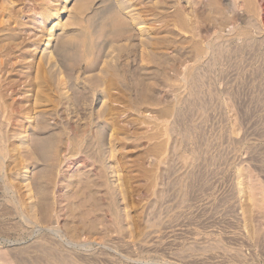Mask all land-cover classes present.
Returning <instances> with one entry per match:
<instances>
[{
    "label": "rangeland",
    "instance_id": "374dc122",
    "mask_svg": "<svg viewBox=\"0 0 264 264\" xmlns=\"http://www.w3.org/2000/svg\"><path fill=\"white\" fill-rule=\"evenodd\" d=\"M103 1L95 0L86 8L87 21L105 11L109 2ZM22 3L19 8L30 1ZM49 3L60 7L63 0ZM65 3L71 11L76 0ZM182 3L191 26L169 33L166 46L156 50L152 63L147 64L141 56L119 60L128 76H136L138 89L146 75L151 77L144 84H150V93L139 98L134 110L113 104L123 108L118 116L121 129L116 131L99 121L103 103L98 92L94 97L88 94L94 99L92 106L75 108L66 99L70 91L58 107V115L53 112L48 116L49 129L40 132L19 117L18 123L26 124V128L8 130L7 145L16 156L8 160L4 179L9 185L7 195L21 214L0 210V264H18L12 249L31 248L40 239L83 264H264L262 227L249 201L254 188L264 186V137L254 132L255 126L264 130V107L254 113L261 92L253 68L261 56L250 53L244 41V25L220 26L221 30L214 31L211 23L215 14L209 6L193 1L192 11L190 2ZM61 11L64 13L57 22L68 26L67 30L49 36L54 30L37 16H33L36 23L30 30H23L22 36L29 42L45 40L46 35L53 38L48 47L44 43L39 48L30 47L35 59L54 52L59 36L64 42L71 41L73 48L76 45L71 35L79 33L74 29L77 26L67 11ZM136 37L134 42L140 45V36ZM212 41L219 45L207 47ZM130 42L122 39L112 45L129 46ZM71 44L69 59L75 52ZM104 54L95 73L75 74L82 79L99 74L111 61L110 46ZM34 58L28 60L31 68L36 66ZM60 66L55 59L48 64L57 78ZM194 72L200 82L191 79ZM74 87L82 90L83 82H76ZM29 95H17L11 102L32 107L33 94ZM249 114L258 120L253 126ZM79 124L87 133L84 142L75 147L71 140L77 136ZM67 127L71 130L68 128L60 142L61 149H55V158L52 153L32 154L38 141L45 145ZM77 172L100 183L94 196L100 205L96 213L90 212V205L82 206L72 198L73 189L66 187L70 175ZM74 228L78 230L76 236L71 233Z\"/></svg>",
    "mask_w": 264,
    "mask_h": 264
},
{
    "label": "bare ground",
    "instance_id": "6f19581e",
    "mask_svg": "<svg viewBox=\"0 0 264 264\" xmlns=\"http://www.w3.org/2000/svg\"><path fill=\"white\" fill-rule=\"evenodd\" d=\"M24 1L26 0H0V210H7L9 212L8 214L15 216H20L21 214L18 205H16L7 195L9 193V185L7 186V182L4 179V175H6V168H8V160L11 159L12 156H16L14 154L15 151L7 145L8 137L6 134L8 130L13 128V131H16L15 128L17 126H20L22 129H24L26 128V124L29 123H32L34 125L33 128L40 132L49 129L52 127V125L48 122V116H53V112L58 115V107L60 104H62V101L70 91L72 93L66 99L68 104H70V106H75V108H81L82 106L88 105L92 106L94 99L92 100L88 94L92 93L94 97L98 92L102 96L103 103V109L100 113H98L99 121L104 123L108 128H117L116 131L121 129L119 126L118 116L123 108L121 107L122 109L120 110L118 106H114L113 104L116 103L124 105L123 107L129 109V111L134 110L139 98L145 97L150 93V84L149 87L147 85L145 86L144 84H147L146 82H148L151 77L150 74L146 75L147 78L144 77L141 80V86L140 89H138L136 86V76H128L126 69H124L123 66L119 64V60L123 56H128L132 60H137V57L141 56L142 60L146 61L147 64H150V62L152 63L156 50L166 46L168 42L167 35L169 33L176 29L185 30L187 29L186 27L191 26V22H189L191 20L188 21L190 18L186 16L184 7L185 5L182 3L183 1L187 3L190 2L191 6L193 1H195V4H200L202 7L209 6V9L215 14V18L212 20L213 23H211L213 24L212 27L214 29H212L214 31L216 28L218 30L220 26L227 28H235V26L239 25L245 26L244 41L247 44L250 53L261 56V60L256 65L255 70L253 68V71H255L256 75V78H253L257 80V83H259V89L261 92V94H259L260 101H257L255 104L254 113L264 107V0H114L115 3L113 0H104V3L109 2L107 3L105 11L97 13L96 17L89 21H87V19L84 17L86 14V8L91 6L95 0H76V4L71 11H69L67 4L65 3L66 0H63V4H61L60 7H54L49 3L52 1L60 2V0H29V4L19 8L21 4L23 5L22 2ZM173 8L174 11H172ZM61 9H64L68 12L69 17H71L73 20L72 24L77 26L74 27V29L79 32L76 34L74 33L75 35H71V37L75 38L76 40V47L74 46V55L70 59L68 58L69 55H67V50L71 44V41L64 42L61 38H59V36L58 39L56 38L58 40L57 46L54 52L52 51L54 55L51 54L52 52H50L49 55H44L40 59H35L33 52L30 49L31 46H37L39 48L40 44L44 43L45 45L43 46L48 47L50 46V42L53 40L52 37L56 35L57 31L61 32L67 30L68 26H61V23L57 22L64 13V11H61ZM192 11H194V7L192 8ZM125 12L126 14H124ZM33 16H37L40 17L41 20H45L46 27L49 28L51 26V30L54 31L49 36L52 37H47L46 35L45 40L37 39L29 42V39L22 36L23 30L29 31L32 23H36L35 20L33 21ZM23 17L29 18L30 20L24 22L22 20ZM14 25H16L17 28L13 29ZM221 29L222 28H220V30ZM129 34L131 35L128 36ZM136 36H140V45L135 44ZM102 37H105L103 42H99ZM122 39H127L128 41H132V43L130 42L129 46L112 45L114 42L119 43V41ZM107 41H109L108 44ZM107 45L111 48V61L107 60L109 62L104 64L99 74L97 73L95 75L85 77L84 79H82L81 76H77L75 74L78 71L95 73L98 64L101 62L102 57H104L103 54L105 53ZM213 45H219V43H213L212 41V43L207 44V47H212ZM139 46L142 49H140L142 51L140 54ZM217 48L219 49V47ZM220 51L216 52V55H219ZM93 55H95L94 58H92ZM32 57L34 58V61H32L33 63L36 60L35 68H31V63L28 62V60ZM54 59L56 63L61 65L60 67H62V71H60V76L64 75L63 77L58 76L57 78L56 71L54 72L52 67H48V64H50ZM69 61H71V64L68 63ZM195 73L196 72L192 74L191 79L193 81L200 82V78H198L196 75L197 73ZM78 81L83 82L84 88L82 90H78L74 87ZM22 85H24L23 88ZM31 93L33 94L32 107L28 106L25 108L24 106L26 103H21V105L20 103L17 104L15 102H11V100H13L17 95L24 94L26 97H29V94ZM200 102L204 103L201 100ZM37 115L38 117H36ZM33 116L34 118L36 117V122L35 120L30 122ZM19 117L27 120L28 123H23V125L19 124L17 121V118L19 119ZM177 117L180 118L179 115ZM255 119L256 118L254 116L249 119V122L252 126L258 121L256 119L257 121L255 122ZM68 128L69 127L63 128L60 131V137L52 138L49 142L47 141L48 143L45 142V145L38 141L35 147L32 148V154L52 153V156L55 158V149L57 150L61 147L62 143L60 142L63 141V137L66 136ZM76 132L77 136L74 138L72 135L73 138L71 140L72 145L75 147L81 145V143L84 142L87 130L85 127H82L79 124V126L76 128ZM254 132L264 137V130H258L256 126L254 127ZM24 133L25 131H23V134ZM260 135H258V137ZM80 137L82 139L79 141L78 138ZM25 153L26 152H24V154ZM17 160H15V165L18 167L19 163ZM56 165L53 166V170H55ZM261 171L264 173V165L262 166ZM99 184L100 183H98L92 176L90 177L83 172H77L70 175V179H68L66 187L73 189L72 198H77L80 202L78 203L82 206L90 205V212L96 213L99 210L100 205L96 202L97 200L95 201L96 198L94 199V196L97 193H95V189L100 186ZM43 193L44 196L48 195L46 190ZM249 201L251 206L254 208L253 210H255L254 213L257 214L259 217L258 219H260L263 239L264 186L261 189H258V187L254 188V193L252 191ZM235 208L237 209L236 206ZM233 209L234 208H231L230 211L236 210ZM253 210L251 209V211ZM42 211L44 210L42 209ZM235 216L236 215H234V217ZM77 228L71 230V233L73 232V235L75 236L78 234ZM68 234H70V231ZM86 235L89 234L87 233ZM13 251H16V253H12V256L14 254L13 257H16L15 260H18V264H83L65 252L50 246L46 239H40L36 241L35 245H33L31 248H19L16 250L12 249V252Z\"/></svg>",
    "mask_w": 264,
    "mask_h": 264
}]
</instances>
